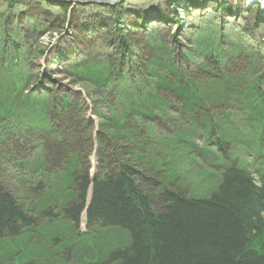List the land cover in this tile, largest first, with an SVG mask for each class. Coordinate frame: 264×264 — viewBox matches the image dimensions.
<instances>
[{
    "label": "rangeland",
    "instance_id": "1",
    "mask_svg": "<svg viewBox=\"0 0 264 264\" xmlns=\"http://www.w3.org/2000/svg\"><path fill=\"white\" fill-rule=\"evenodd\" d=\"M95 1L18 0L10 5L0 0V184L12 187L22 210L27 193L20 191L17 178L28 177L32 188L37 177L27 176L30 172L18 162L39 157L40 141L46 136L40 131L42 123L53 124L48 109L53 99L75 97L83 106L82 115L89 122L86 130L78 126L81 140L87 141L80 152L86 162L80 172L90 179L111 170L113 163L126 164L143 179L156 182L153 186L147 181L142 189L154 200L160 196V185L188 198L201 197L213 189L227 165H233V157L236 167L255 171L257 179V166L246 165L257 161V152L264 154V23L257 22L254 6L264 13V0H203L200 8L185 4L197 0H180L177 8L170 0H124L123 15L139 14L144 23L149 16L163 17L168 25L153 21L143 33L126 25L122 34L118 21L105 16V6ZM104 18L109 22L106 29L101 26ZM128 20L122 16V21ZM122 40L129 44L128 60L115 51ZM148 42L156 48H149ZM66 48L72 53L52 63L51 54ZM72 62L77 66L70 69ZM149 68L154 70L150 75ZM118 72L130 83L141 77L158 86L153 91L143 86L136 102L125 95L131 89L119 94L110 90ZM40 76L49 81L44 91L33 88ZM59 123L67 125L64 118ZM20 127L28 137L14 144ZM23 141L34 150L28 151ZM218 141L228 147L229 163L223 161ZM246 142H259L258 148ZM98 151L104 155L100 172ZM50 174H40L47 187ZM65 188L62 193L52 187L56 194L43 201L48 211L57 207V219L33 214L34 228L23 230L18 239L0 242V264H113L106 251L127 245V234L87 228L82 218L76 235L60 214L64 202L77 198L79 189ZM30 190V200L42 198ZM36 205L33 213L39 210ZM84 237L91 239L81 241Z\"/></svg>",
    "mask_w": 264,
    "mask_h": 264
},
{
    "label": "trees",
    "instance_id": "2",
    "mask_svg": "<svg viewBox=\"0 0 264 264\" xmlns=\"http://www.w3.org/2000/svg\"><path fill=\"white\" fill-rule=\"evenodd\" d=\"M8 2L13 5L18 0ZM181 2L170 0V5L177 8ZM185 4L202 7L198 2L186 1ZM108 11H112L114 19H119L120 14L115 13L114 9L109 8ZM255 14L257 22L264 23V13L257 5ZM149 18L153 19L154 16ZM127 45L122 40L115 51L126 57ZM61 59L57 57V61ZM119 73L115 77L122 81ZM44 81L49 82L48 79ZM42 124L46 128L42 126L41 130L47 132L48 136L40 141L39 157L33 162H18L21 168L37 177V184L32 188H29L28 179L17 178L20 191L27 193L24 200L28 203H25L24 210L15 194H12V187L0 184V242L18 239L23 230L34 228L36 221L33 214L40 213L49 221L57 219V207L48 211L44 199L46 202L56 194L52 195V187L64 193L66 186L76 185L79 195L64 202L61 219L76 235L83 213L87 228L97 226L102 232L118 230L126 233L127 245L106 251L110 263L264 264V167L257 182L253 172L240 169L233 162V165L228 164V169L223 171L213 189L204 196L188 198L183 192H171L160 185V196L158 194L159 198L154 200L142 190L145 182L151 180L143 179L142 174L130 165L113 163L111 170L105 169L92 183L86 173L80 172L86 163L80 154L85 148L80 135L76 141L57 142V138L50 133L52 124L48 126L44 121ZM78 129V126L73 128L79 134ZM216 146L223 153L222 158L227 160L223 142L218 141ZM28 164L31 166L27 169ZM76 167L78 171L72 176ZM49 170L51 174L47 187L40 180V174H48ZM151 183L156 186L155 181ZM28 189H31L34 197L42 198L30 200ZM89 190L91 196L88 201ZM36 204L40 207L33 213L31 207ZM88 239L91 238L84 237L81 241Z\"/></svg>",
    "mask_w": 264,
    "mask_h": 264
},
{
    "label": "bare ground",
    "instance_id": "3",
    "mask_svg": "<svg viewBox=\"0 0 264 264\" xmlns=\"http://www.w3.org/2000/svg\"><path fill=\"white\" fill-rule=\"evenodd\" d=\"M124 0H120V1H117V2H115L114 3V5H109L108 7H105V8H103L105 11H104V15L106 16H109V17H111L112 15V11H111V13H110V11H108V9L109 8H111V9H114V12L116 13V12H118V14H120L119 15V19H117V20H115V21H118V25H116V27H117V29H120V31H118V33L120 34H122V33H125V30H128L127 28H125V26L126 25H129L128 26V28L130 29V30H132V32L134 31H136V30H141V31H139V32H141V33H143V32H146V30L145 29H148V27L150 26V24L151 23H153V21H156V22H163V24L164 25H168V22L165 20V19H162L161 17H156V16H154V18L153 19H148V18H145L144 20L146 21L145 23L143 22V18H141L142 16L141 15H136V13H138V12H136L135 13V15L136 16H134V14H132V13H129V11H126V12H124L125 14L123 15V12H121L122 10H120V8H121V5L122 4H124V3H122ZM251 1V0H250ZM256 0H252V2L254 3ZM197 2L198 3H200V4H202L203 3V0L201 1V2H199L198 0H197ZM257 4H255L254 6H256ZM264 5V4H263ZM227 8V7H226ZM102 9V10H103ZM134 9V8H133ZM233 15V14H232ZM114 16H117V14H115ZM122 16H127V18L129 19L128 21H127V23H125L124 21H122ZM256 20H257V18H256ZM103 22H101V26L104 28V29H106V28H108V26H109V22L108 21H106V19L104 18L103 20H102ZM110 22H111V20H110ZM119 22H122L123 24H121V23H119ZM120 24V25H119ZM125 24V25H124ZM132 26H136L135 28H132ZM123 41H126V40H123ZM109 45H110V42H107ZM121 43H122V41H120L119 42V44L121 45ZM149 43V48H156L154 45H152V43L151 42H148ZM111 44H114L113 42H111ZM127 44H128V42H127ZM147 46H148V44H147ZM127 48H129V44L127 45ZM126 48V49H127ZM159 49H161V46H159ZM126 52V57H125V59L126 60H128V58L130 57V51L129 50H125ZM61 52V53H60ZM60 52H57V53H55V54H53V56H52V54H51V62L52 63H57V62H61V61H57V57L59 56V58H61V56L62 57H64V54H66V53H72V50H70V49H67L66 48V50H62V51H60ZM61 55V56H60ZM59 60V59H58ZM84 61H79V63H83ZM58 63V64H59ZM63 65H65V64H63ZM74 66H77V65H75V63L73 64V66H71V63L70 64H68V67L70 68V69H72V67H74ZM133 69V68H132ZM154 70L153 69H151V68H149L148 69V72H147V74H149L150 75V73H152ZM40 80L38 81V83L37 84H35L34 85V89L35 90H37V91H44L45 89H46V87H45V85H46V83L47 82H45L44 80L45 79H47V78H45V77H41L40 76ZM127 79H129L128 78V76L126 75V76H123V80L121 81V80H119V79H117V78H115V80H116V82H117V84H113V86H111L110 88V90L112 91V92H114L115 90H116V93L117 94H119V93H121V92H124L125 90L127 91V89H131V91H129V92H127L125 95L126 96H128V99L129 98H133V99H135V101L136 102H139L140 101V96L141 95H143L142 94V92H143V86H148L149 87V89L150 90H156V88H157V86H158V83H155V84H152L151 82H147V80H145V79H141V77H139V80L138 81H134L133 83H130V82H128V80ZM105 80V79H104ZM219 82V81H218ZM49 83V82H48ZM102 84V83H101ZM100 84V85H101ZM136 86H135V85ZM132 86H133V88L136 90L137 88V90H139V91H141V93H139V94H136L135 92H132ZM189 89V91H190V93L191 94H196V91L193 89V88H189V87H187V90ZM65 96V95H64ZM66 98V97H65ZM125 99V98H124ZM64 100V99H63ZM58 100V99H53L52 100V105L51 106H49V110L53 113V124H52V128H51V130H50V133H51V136L52 137H55V138H57L56 140H57V142L58 141H60V140H62V141H64V142H68V141H76V139L79 137L78 135H80V136H82V134H78V132H74V130H73V128H75V127H73L72 125H70V124H68V122L70 121V122H72L73 124H74V126H79L80 128H83V129H87L88 128V126L86 125V124H88V122H89V120H88V118H87V120H85V117L82 115V112H83V106L81 105V102L80 101H78V99H76L75 97H73V98H69V99H67V100ZM126 101V103L128 102L129 103V101L128 100H125ZM62 118H64V121H66L67 122V125H64V123H59V120H61ZM66 124V123H65ZM72 127V128H71ZM78 127V128H79ZM24 131H25V129H23L22 130V127H20V132H19V135H16L15 134V137H13V139H14V144H15V142H17L16 141V139L17 140H19L20 141V138H22V136L23 137H26V139H27V137H28V134H26V133H24ZM30 131H32V130H30ZM42 133H45V135L46 136H48V134H47V132H45V131H42V130H40ZM70 131V132H69ZM77 131V130H76ZM207 131L208 132H211L212 130H211V128L208 126V129H207ZM32 133H37V131H32ZM14 134V133H13ZM21 136V137H20ZM11 140V139H10ZM9 140V141H10ZM10 143V142H9ZM23 144L27 147V149H28V151L31 149V150H34L33 149V147H30V144H29V142H27L26 143V141H23ZM86 144H87V141L85 142V144H84V147H86ZM246 144H248V145H252V146H255L256 148H258V145H259V142H256L255 143V145H254V143H252V142H246ZM224 148H225V151H224V155H228V151H227V148L224 146ZM3 150H4V147H3ZM219 150V149H218ZM219 152L221 153V154H223L220 150H219ZM69 152H67V154H68ZM72 154V153H71ZM101 156H102V158H101ZM97 157H98V160H100L99 161V165H98V169L96 168V165H95V162H94V160H93V162H92V167H93V169H94V171H95V169H97V170H99V172H100V170H102L101 168H102V164H103V162L102 161H104V155L102 154V152L101 151H98V153H97ZM225 157V156H224ZM68 158H69V156H68ZM234 158V157H233ZM234 159H237V157H235ZM63 161H64V159H63ZM227 163H229V162H227ZM230 164V163H229ZM80 165V164H79ZM77 168V167H76ZM76 168H74V172L71 174L72 176H73V174L75 173V171H78V168L76 169ZM21 175V174H20ZM31 175V173H28L27 174V176H30ZM22 178L23 179H28V177H26V178H24V176H22ZM72 187H74L73 185H72Z\"/></svg>",
    "mask_w": 264,
    "mask_h": 264
},
{
    "label": "water",
    "instance_id": "4",
    "mask_svg": "<svg viewBox=\"0 0 264 264\" xmlns=\"http://www.w3.org/2000/svg\"><path fill=\"white\" fill-rule=\"evenodd\" d=\"M120 1V0H98L93 3L98 4L100 6H105L108 7L109 5H114L115 2ZM95 176L91 177V182H94Z\"/></svg>",
    "mask_w": 264,
    "mask_h": 264
}]
</instances>
